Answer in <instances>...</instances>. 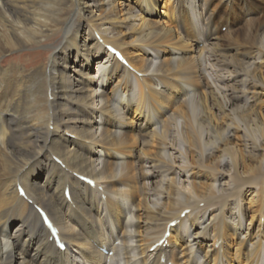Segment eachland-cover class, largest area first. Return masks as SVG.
<instances>
[{
    "label": "bare ground",
    "instance_id": "1",
    "mask_svg": "<svg viewBox=\"0 0 264 264\" xmlns=\"http://www.w3.org/2000/svg\"><path fill=\"white\" fill-rule=\"evenodd\" d=\"M255 14L0 0V264H264V24L241 28Z\"/></svg>",
    "mask_w": 264,
    "mask_h": 264
},
{
    "label": "rangeland",
    "instance_id": "2",
    "mask_svg": "<svg viewBox=\"0 0 264 264\" xmlns=\"http://www.w3.org/2000/svg\"><path fill=\"white\" fill-rule=\"evenodd\" d=\"M172 1V0H171ZM252 2L254 3V7H255V9H256V14L254 15V16H252L250 19H251V22H248V21H246V20H243L242 21V23H241V28L243 29L244 28V26L245 25H248V24H251V23H253V22H258V23H262V24H264V13H262V12H264V0H252ZM216 4V5H215ZM236 4H239V0H236ZM218 6V7H217ZM219 6H220V4L218 3V1H215V2H213V4H212V6H211V8H214V9H216V11L218 12V13H223L222 11L224 10V8H222L221 9V11H219L218 9H219ZM238 7H237V5H233L232 6V8L231 9H233V10H235V11H238V9H237ZM137 13H133V16H127L126 17V25L128 26V27H131L133 24H135V21H134V16L136 15ZM125 25V26H126ZM241 28L239 29V30H241ZM238 30V31H239ZM221 32L223 33V32H225V27H222L221 28ZM234 32H232V34H233ZM231 34V35H232ZM240 43H242L241 41H239ZM217 70V69H216ZM94 72V71H93ZM217 72V71H216ZM219 72V71H218ZM220 73H225V72H222V71H220ZM94 75H95V73H94ZM227 76V75H226ZM181 122H179V124H180ZM180 126V125H179ZM51 129V128H50ZM201 207H202V204L200 205ZM247 222V221H246ZM261 226H263V222L261 223Z\"/></svg>",
    "mask_w": 264,
    "mask_h": 264
}]
</instances>
